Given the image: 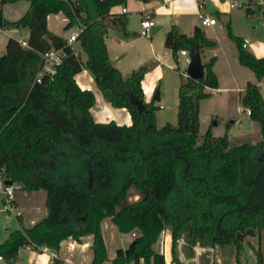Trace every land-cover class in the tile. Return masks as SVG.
<instances>
[{
  "label": "trees",
  "instance_id": "1",
  "mask_svg": "<svg viewBox=\"0 0 264 264\" xmlns=\"http://www.w3.org/2000/svg\"><path fill=\"white\" fill-rule=\"evenodd\" d=\"M20 0H3V5ZM26 12L15 21L0 13L2 28H27L26 46L8 38L0 64V170L5 180L22 182L24 190L46 192V216L30 227L21 225L0 243V257L14 264L18 251L47 246L58 251L61 241L92 235L91 263L108 261L101 223L109 219L121 234L135 233L134 244L115 250L111 264H165L154 249L161 233L172 236L171 255L183 264L177 251L183 235L184 252L193 245L241 246L236 232L264 227L261 210V146H231L227 134L215 137L207 129L199 145V103L216 88L214 58L204 63L199 79L180 75L177 121L157 128L155 100L145 101L142 65L127 75L111 62L105 37L110 30L128 37L126 14L111 13L125 0H26ZM246 5L247 15L255 10ZM62 12L66 28L82 27L76 42L86 54L83 62L67 39L47 28V16ZM228 37L237 47L241 65L258 80L264 79V56L256 57L242 46L229 22ZM215 41L199 29L193 35L172 27L165 46L174 61L181 49L212 48ZM61 49L62 62L52 75H42L43 53ZM83 67L93 76L103 97L113 107L126 108L131 125L95 122L90 108L91 90H82L75 75ZM249 118L264 137V98L259 86L247 82L240 98ZM137 103H141L138 106ZM77 159L78 162L73 160ZM76 165V166H75ZM90 177L92 179L90 183ZM134 187L139 198L126 202ZM20 221V216H17ZM134 230H137L135 232ZM256 264H264L256 252ZM54 264H60L57 258Z\"/></svg>",
  "mask_w": 264,
  "mask_h": 264
},
{
  "label": "crops",
  "instance_id": "2",
  "mask_svg": "<svg viewBox=\"0 0 264 264\" xmlns=\"http://www.w3.org/2000/svg\"><path fill=\"white\" fill-rule=\"evenodd\" d=\"M205 1H209L211 3L212 7L215 8V12L209 13L207 11ZM240 2L241 4L248 2V6L255 10V6L262 5V2H264V0H245V2L240 0ZM28 6L29 2L27 8ZM239 8L240 7L233 4V0H125L123 3L113 6L111 8V13H124L127 15L128 24L126 28L129 33H132V35L123 37L121 36L120 32L114 30L109 31L108 35L105 37L109 59L121 71L122 74L124 71L123 69H127L126 67L134 70L132 67H135V65L147 63L150 64L151 67L157 69L159 73L158 77H161V70L164 67L175 70V61L173 59L171 49L165 46V34L167 33V31H169L174 26L177 27V29L181 33H184L186 35H193L197 30L200 29L207 39L216 42V45L214 47L204 48L202 52H200V57L203 64L208 62L211 58L215 59L213 70L217 76L218 85L216 88H207V90L211 93V96L207 99H211L212 96L214 97V95L217 94L220 95L222 93L227 94L233 92L237 94V99L240 101L247 82H252L259 86L261 95L264 98L262 94L264 88V79L258 80L253 72L252 75H250V73L245 70V68L247 67L241 65L239 61V65H230L229 69L238 68V70H240L241 72H246L248 74V76L244 77L241 82H236V80H233L232 83L223 85L216 69V65L218 62V34H223L224 28L229 22L228 19L230 18L234 10H241ZM199 13L215 18L216 23L209 26L202 25L198 17ZM2 17L7 21H15V19L6 18L3 8ZM20 17L16 18V20ZM145 18L152 19V21L154 22V27H152V29H157L154 33H152L151 29V35L149 37H143L139 35V31L141 29V20ZM134 20H140L138 26H136V22L134 23ZM66 24L67 18L62 12L52 13L47 16L48 30L64 38H67L72 33H68L69 28H66ZM10 32L20 35L21 40L18 39V41H27V38L29 36V30L27 28H13L10 29L9 33ZM4 34L8 35L6 31ZM7 40L5 41L4 49ZM243 40L244 39H242V41ZM75 43L78 44L76 41L73 42V47L80 55L81 60L85 62V52L82 51L79 44L78 47H76ZM4 49L0 51V56L3 54ZM245 49L251 52L256 57L264 56V48L261 49V52H257L255 48L254 50L250 49L249 40ZM207 53H209V56L207 55ZM237 53L238 51L236 47L234 52L236 58ZM241 66L245 68L243 69ZM247 69L249 70V68ZM74 78L77 85L82 90H91L95 95V104L90 108V113L95 122L107 123L109 121H114L118 125H131L132 119L128 110L126 108L113 107L109 102H107L103 97L101 91L95 84L92 74L87 69L83 67V69L79 73H77ZM155 85V81L152 82V80L150 81L149 79H146V76L143 78L141 86L146 102L151 101V94L154 91ZM203 100L204 99H202L199 103V111ZM200 119L201 115L199 113V120ZM20 191L26 192L24 190ZM36 191L38 190L28 192V194H34ZM17 192L18 191H16L15 194ZM14 202L17 209L21 208V211L19 210L21 222H19L18 219L17 220L20 225H23L25 227L32 226L36 222L43 219L47 214L45 201H41V204H36L34 203L35 201H27L30 202V205H35L34 207H32V209L29 208L31 209V211L25 209L24 202L26 201H18L17 198H15ZM23 210H25V216H23ZM101 230L107 249L108 259H112L115 256V250L119 247H122L118 244L117 241V235L119 234V232L116 226H114L109 219L103 220V222L101 223ZM92 239V235H86L82 236L79 241L74 240L71 237L61 241L59 249L58 251H56L57 259L59 260L60 264H65L66 261H71L74 264H90L92 257ZM23 249L26 250L24 256L26 257L28 263L54 264L53 259L48 252L34 248ZM20 254L21 249L17 253L14 264H21V260L19 258ZM86 256L87 258L85 259ZM3 260L4 258L0 259V262ZM140 264H143V261H140Z\"/></svg>",
  "mask_w": 264,
  "mask_h": 264
},
{
  "label": "rangeland",
  "instance_id": "3",
  "mask_svg": "<svg viewBox=\"0 0 264 264\" xmlns=\"http://www.w3.org/2000/svg\"><path fill=\"white\" fill-rule=\"evenodd\" d=\"M242 1L245 2V0ZM27 5L28 2L21 0L18 2L3 5V11L6 18L16 20V18L20 17L26 11ZM261 7L262 5L255 6L256 11L249 15H246V5L243 4V6L239 8L241 10H234L232 15L228 19L232 33L240 37L241 39H248L249 48L252 50H254L255 48L257 52H261V49L264 48V22L261 14ZM139 22L140 20H134L136 26H138ZM10 29L13 28H5V31L8 35L4 34L5 31H0V51L4 49L5 41L8 38L12 37L17 40H21L20 35L11 32L9 33ZM74 30L75 26L70 27L68 33H71ZM218 36V62L216 65V69L218 72V76L221 79V83L223 85H228L232 83L233 80H236V82H241L244 77L248 76V74L246 72H241L240 70H238V68L229 69L230 65L235 66L239 64L236 56L234 55L236 48L235 42L228 37L226 26L224 28L223 34H218ZM75 46L78 47V44L75 43ZM207 55L209 56V53H207ZM142 64L143 63L135 65V67L132 68L137 69ZM143 65L147 67V72L145 73L146 79H149L150 81L152 80V82L155 81L156 85L154 87V91L156 88H158L160 93V99L155 101V104L159 106V108L155 111V124L157 128H161L167 123L175 125L177 121L179 78L180 75L186 78L182 74V72L186 69L184 57L178 53L177 63L175 62V70L164 67L161 70V77H158V70L154 67H151L150 64L145 63ZM241 67L243 69L245 68L243 66ZM126 68L127 69H123V74H127L132 70L128 67ZM245 70L248 71L250 75H252V71L250 69L248 70L247 68H245ZM154 91L151 94V97L153 96ZM262 94L264 96V88ZM236 95L237 94L233 92L227 94L222 93L220 95H214V97L212 96L211 99L206 98L202 101L199 111L201 119L199 126V139L197 141V144L200 145L203 142V136L206 130L209 128L211 129L212 135L215 137H220L227 134L231 146L239 145L244 142L249 144H260V142L262 143L264 137L262 135V132L260 131L259 126L249 118L247 110L242 106ZM73 161L78 162L77 159H74ZM1 174L2 173L0 170V176ZM15 198H17L18 201H26L24 202L25 209L31 211L32 207H34L35 205H30V202L27 201H35L34 203L41 204V201L46 200V192L40 189L34 194L30 195L28 194V191H18L15 194ZM138 198L139 196L136 194L135 188L131 187L128 191L126 202H133ZM4 199V195L0 193V243L4 242L9 237L10 232L21 228V225L17 220V215L19 214L17 213V211H19L21 208H16L12 213H9V217H7V211L5 209L7 206L4 203ZM23 211L24 214H22L23 216H25V210ZM134 231L137 232V230ZM253 231L255 232V235L245 236L241 241V246L234 243L227 244L225 246L215 245L214 264H256V252H258V250L262 252L264 259V227L253 228ZM161 235L164 236L165 234L161 233ZM162 236L159 237V240L157 241V243H155L154 249L158 252L164 253L166 241H164ZM181 237H183V235ZM117 238L118 244L122 247L128 246L132 241L131 232L125 234L119 233L117 235ZM178 242L177 251L179 258L182 261V255L179 251ZM185 244L186 241L184 240L180 249L185 257H190L192 254L187 255L184 252L183 248ZM168 247L169 244L167 243V250H169ZM25 253L26 250L21 248V254L19 257L21 260V264H32L28 263L26 257L24 256ZM212 258V252H202L200 256V264H211ZM8 263V259H4L0 262V264ZM189 264H193V262H190Z\"/></svg>",
  "mask_w": 264,
  "mask_h": 264
},
{
  "label": "built area",
  "instance_id": "4",
  "mask_svg": "<svg viewBox=\"0 0 264 264\" xmlns=\"http://www.w3.org/2000/svg\"><path fill=\"white\" fill-rule=\"evenodd\" d=\"M233 4L235 6H240L241 2L240 0H233ZM3 8V0H0V13L2 11ZM262 10H264V2H262ZM199 20L201 22L202 25L205 26H209V25H213L216 23V19L212 18L210 16H207L205 14L199 13L198 15ZM152 27H154V22L152 21V19L150 18H145L141 20V29L139 31V35L143 36V37H149L151 35V29ZM82 27L80 25H76L75 26V30L66 38L67 39V43L68 44H72L73 42L76 41L78 34L80 33ZM5 31L4 28H2L0 26V31ZM23 46H26V41H19ZM248 44V40L244 39L242 41V46L245 48ZM178 53L184 57V63L187 65L190 62V52L187 51L186 49H181L178 51ZM43 64L42 67L38 73L37 76V81H40V77L42 75H52L56 72V68L57 66L62 62V59L64 57V53L61 49H57V48H49L48 50H46L43 55ZM182 74L187 77L186 74V69L182 72ZM247 113L249 114V111L247 110ZM24 186L22 184V182H11V183H7L5 178L2 176H0V193H2L4 195V203L6 204V211H7V217H9V213H12L17 207L15 205V192L16 191H20V190H24L23 189ZM17 213H19V211H17ZM20 214H18L17 216H19ZM162 234H165L163 237L164 241H166V245H165V252L163 253L164 255V259H165V264H176L173 260H172V256L170 254V245H171V240H172V236L171 233L168 229L164 230L162 232ZM132 238L135 236V233H131ZM160 236V237H161ZM184 242V238L181 237L179 238V251L182 255V262L183 264H189L190 262H193V264H200V256L202 254V252H212L213 258H212V262L211 264H214V246H203L201 245L199 242H197L195 245H193L192 249H193V254L190 257H185L184 254H182L181 251V245ZM167 243L169 244V247L167 250ZM73 246V245H71ZM25 248H31L30 246H26ZM39 249H41L42 251L48 252L51 256L52 259L57 258V252L50 249L47 246H41ZM87 258V256L85 257V259ZM0 259H2V257H0ZM142 261V260H141ZM65 264H74L71 261H66ZM104 264H111V259H108V261H106Z\"/></svg>",
  "mask_w": 264,
  "mask_h": 264
},
{
  "label": "water",
  "instance_id": "5",
  "mask_svg": "<svg viewBox=\"0 0 264 264\" xmlns=\"http://www.w3.org/2000/svg\"><path fill=\"white\" fill-rule=\"evenodd\" d=\"M205 6L206 9L209 13H213L215 12V8L212 7L211 3L209 1H205ZM262 14V18H263V22H264V10L261 11ZM157 29H152V33H154ZM1 60H2V55L0 56V64H1ZM203 72H204V64L201 61V57H200V53L198 51L197 48H193L190 51V62L186 67V74L187 77L192 78V79H199L203 76ZM153 100H159L160 99V93H159V89L156 88L154 91V94L152 96ZM138 106H141V103H137ZM92 179L90 177V183H91ZM7 183H11V180H6ZM254 236L255 232L253 231L252 228H248L246 231L244 232H236V237L238 240L242 241L244 239L245 236ZM134 244V241H131L129 246H132Z\"/></svg>",
  "mask_w": 264,
  "mask_h": 264
},
{
  "label": "flooded vegetation",
  "instance_id": "6",
  "mask_svg": "<svg viewBox=\"0 0 264 264\" xmlns=\"http://www.w3.org/2000/svg\"><path fill=\"white\" fill-rule=\"evenodd\" d=\"M261 146V162H262V172H261V210L264 211V138Z\"/></svg>",
  "mask_w": 264,
  "mask_h": 264
}]
</instances>
